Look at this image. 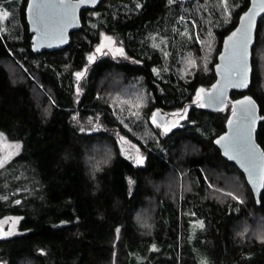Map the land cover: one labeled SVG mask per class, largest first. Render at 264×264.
I'll return each instance as SVG.
<instances>
[{
    "label": "trees",
    "instance_id": "trees-1",
    "mask_svg": "<svg viewBox=\"0 0 264 264\" xmlns=\"http://www.w3.org/2000/svg\"><path fill=\"white\" fill-rule=\"evenodd\" d=\"M26 1L0 0L11 14L0 22V143L14 149L0 166V221L11 228L0 236V261L264 264V242L249 230L264 226V188L256 202L244 174L213 142L225 130L231 104L210 111L194 98L215 79L222 39L249 0H226L228 12L220 14L213 0L202 6L212 16L215 51L208 70L197 61L187 75L179 62L187 50L199 52L203 23L186 40L174 25L190 14L193 0H101L81 11L82 26L64 48L40 52L31 49ZM263 31L264 15L252 48L251 84L230 98L248 93L257 101L256 139L264 150ZM154 32L168 38L167 54L151 43ZM102 33L124 54L99 55L90 64ZM78 71L85 72L80 81ZM136 88L145 95L136 112L120 98L111 103L112 92L120 97ZM175 110L183 119L165 134L162 114L175 119ZM156 111L163 124L156 116L152 122ZM123 150L141 154L144 165ZM218 169L239 178L243 199L218 197L225 185L213 173ZM180 174L192 184L182 193ZM168 176L172 185L162 186ZM137 213L149 218L150 228L137 223ZM193 221L203 227L193 228Z\"/></svg>",
    "mask_w": 264,
    "mask_h": 264
},
{
    "label": "water",
    "instance_id": "water-1",
    "mask_svg": "<svg viewBox=\"0 0 264 264\" xmlns=\"http://www.w3.org/2000/svg\"><path fill=\"white\" fill-rule=\"evenodd\" d=\"M101 0H27L25 5V16L31 33V49L33 52L42 50H55L64 48L70 40L72 31L82 26L80 13L83 9L95 7ZM38 6V7H37ZM251 10V11H250ZM246 14L252 17L251 35L253 43L249 46V54L244 65L243 82L233 74V68L237 66V51L231 46L232 43L240 38L236 37L229 41L237 29H244L248 26L247 19L241 20ZM264 15V0H249L248 7L239 14L236 25L223 37L221 49L217 54L214 63L215 79L208 89H203L198 98V102L210 111L222 109L228 102L231 110L227 116L225 130L213 139L214 144L219 148L224 159L233 162L244 174L245 180L251 188L255 201L258 202L261 191L264 188V150L256 139V130L260 119L259 106L257 101L248 93H244L235 98H230L232 91H245L251 84L252 76V48L256 39V28L259 18ZM63 41V42H62ZM223 90V104L209 103L207 96ZM249 101L253 106L252 115L254 122L251 124V144L255 147L257 158L254 167L251 169L241 164L239 159H232L231 154H225L224 145L228 141L217 144L216 141L221 136H227L229 140L235 131L242 126L243 114L241 109L249 106ZM156 118L159 119V112L156 111ZM163 116L165 114H162ZM160 123L164 121L158 120ZM231 121V123H230ZM165 122H168L166 120ZM0 264H3L0 261Z\"/></svg>",
    "mask_w": 264,
    "mask_h": 264
},
{
    "label": "rangeland",
    "instance_id": "rangeland-1",
    "mask_svg": "<svg viewBox=\"0 0 264 264\" xmlns=\"http://www.w3.org/2000/svg\"><path fill=\"white\" fill-rule=\"evenodd\" d=\"M215 3L218 4L219 8V14L220 13H226L228 12V7L226 6V0H213ZM209 4H212V0H193L191 3V10L189 11L190 14H182L180 15L174 25V31L177 33V37L181 38L182 40L191 39L192 33L191 28L194 25H197L198 22L203 23L202 25V36L198 37V44L200 45L199 52L187 50L182 55V58L179 62V71L182 75H187L193 72V69H196L197 61L200 63L201 69L208 70V65L210 64V61L212 60L213 53L215 51V42H216V35L215 32L212 30L211 23L209 22L210 17L207 16V13L202 11V6H208ZM209 11V10H208ZM7 13V15H5ZM210 14V13H209ZM10 7H8L5 3L0 2V22L4 23L10 16ZM262 37V38H261ZM262 39V40H261ZM174 40V39H173ZM259 40L264 41V31L260 33ZM151 43L156 45L161 51L165 54H167V49L169 47L168 38L165 35H162L158 32H154L151 34ZM261 42L258 43L260 45ZM103 44L105 47L101 49V52H97L96 49ZM262 45V43H261ZM260 47V46H259ZM122 49L124 54V49L120 43H118L113 37L102 33L99 43L94 47L93 51L88 54L89 56L97 57L99 55L112 53V54H120L117 50ZM264 52V51H263ZM89 61V60H88ZM201 88L197 89V92ZM129 90V89H128ZM133 91L127 92L123 91V96L115 97V93L112 92L109 94L110 101L113 103L116 99H122L123 101H127L129 104H132L135 108L132 109L133 112H136L139 110L140 106H143L145 95L144 93L140 92L136 89H131ZM197 92L195 94V100H197L199 97L197 96ZM129 100V101H128ZM134 101V102H132ZM138 107V108H137ZM176 121H173L172 125H179V123L182 121L178 110L173 111ZM179 117V118H178ZM153 121V118H152ZM177 121L179 122L177 124ZM170 124V125H171ZM164 126V125H163ZM162 126V129H163ZM169 126V125H165ZM3 139L2 137H0ZM130 148H137L138 146L135 143H131L129 141ZM14 152V149H12V143H9L7 141L2 140L0 143V162L6 161L10 156H12ZM123 153H125L127 156L131 157L132 159L141 157V154H136L134 151H125L123 150ZM213 173L217 176L219 180L224 181V186L219 185L220 188L217 190L218 197H237V200L243 199L244 192L239 190V188H242V183L239 180V178L236 175H228L223 172V170L213 171ZM168 187L169 185H172V179L170 176H168L165 179V183L162 184V186ZM192 187L190 179H185L182 174H180V180H179V188L180 192H186L190 190ZM231 192L233 195L228 196L227 193ZM141 219L146 218L145 214L140 215ZM193 221V228L199 226L201 222ZM6 223L4 220L0 221V236L7 234L11 228L7 229ZM143 228V227H142ZM252 234H254L256 237L258 235H264V226L259 225V222H257V225L254 224L253 228L249 229ZM247 232H249L247 230Z\"/></svg>",
    "mask_w": 264,
    "mask_h": 264
},
{
    "label": "snow or ice",
    "instance_id": "snow-or-ice-1",
    "mask_svg": "<svg viewBox=\"0 0 264 264\" xmlns=\"http://www.w3.org/2000/svg\"><path fill=\"white\" fill-rule=\"evenodd\" d=\"M38 7V6H37ZM251 11V10H250ZM5 15H7V13H5ZM247 19L248 21V26L244 29H237V32H234L232 34V37H229V41H232L233 37H236L237 34H240V38L236 41H234L232 43V47L237 51V66L233 68V74L236 75L238 77V79L240 80V83L243 82V75H244V65H245V61L246 58L248 57L249 54V46L250 44L253 43V37L251 35V26H252V17L249 14H246L244 17H241V20H245ZM63 42V41H62ZM105 46L103 44H101L96 51L97 52H101V49H103ZM121 55L123 54V50L122 49H118L117 50ZM95 59L94 56H89L88 60L89 63L91 64L92 61ZM76 79L77 81H80L81 78H83L85 76V72L84 71H78L75 73ZM203 89H200L197 92V96L200 97V94L203 92ZM224 93L223 90L221 89L219 92L216 93H210L207 96V101L209 103H216V104H223V97ZM201 99H203V97H200ZM204 104H201V107H203ZM252 110H253V106L251 105V101H249V106L246 108L241 109V112L243 114V122H242V126L240 128H238L233 137L229 140V138L227 136H221L216 143L220 144L223 141H228V143H226L224 145L225 147V154H231V158L232 159H239L241 164L249 167L250 169L252 167H254L255 165V161L257 158V152L255 147L251 144V137H250V132H251V124L254 122V117L252 115ZM135 115V113H133ZM157 114L154 113L153 114V123L156 124L157 121L155 119V116ZM181 119H183V117H181ZM179 122L177 121V124ZM231 123V121H230ZM161 126V125H158ZM176 125H169V126H163V132L165 134L169 133L173 127H175ZM81 131L83 132L84 129H81ZM19 146L17 145V148ZM145 163V158L144 157H139L135 160V164L137 166H141L144 165ZM0 166H2V162H0ZM133 182L131 180H129V184L131 185ZM129 195H131V190L129 192ZM228 196H232L233 194L231 192L227 193ZM234 199H237V197H233ZM17 204L20 203V201H16ZM200 227H203V223L201 222L199 224ZM117 233H119L120 229L117 228ZM245 231H247V229H245ZM241 235H243V233H241Z\"/></svg>",
    "mask_w": 264,
    "mask_h": 264
},
{
    "label": "clouds",
    "instance_id": "clouds-1",
    "mask_svg": "<svg viewBox=\"0 0 264 264\" xmlns=\"http://www.w3.org/2000/svg\"><path fill=\"white\" fill-rule=\"evenodd\" d=\"M99 170V169H98ZM134 219L137 221V223L143 227V228H150L151 227V224L149 223V218H144V219H141L140 218V214L137 213L136 216L134 217ZM242 232L240 233H237V235H241ZM258 240H260L261 242H264V235H258L256 237Z\"/></svg>",
    "mask_w": 264,
    "mask_h": 264
},
{
    "label": "flooded vegetation",
    "instance_id": "flooded-vegetation-1",
    "mask_svg": "<svg viewBox=\"0 0 264 264\" xmlns=\"http://www.w3.org/2000/svg\"><path fill=\"white\" fill-rule=\"evenodd\" d=\"M165 117H167L168 118V122H166V123H164L163 125H170L173 121H176L175 119H172V118H170V117H172V116H170L169 114H166V115H164ZM170 119H171V121H170ZM172 125V124H171Z\"/></svg>",
    "mask_w": 264,
    "mask_h": 264
}]
</instances>
